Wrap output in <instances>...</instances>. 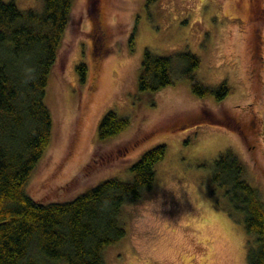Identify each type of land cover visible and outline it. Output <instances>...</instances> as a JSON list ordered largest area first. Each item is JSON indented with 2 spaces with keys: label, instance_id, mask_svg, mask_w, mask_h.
<instances>
[{
  "label": "rangeland",
  "instance_id": "rangeland-1",
  "mask_svg": "<svg viewBox=\"0 0 264 264\" xmlns=\"http://www.w3.org/2000/svg\"><path fill=\"white\" fill-rule=\"evenodd\" d=\"M14 2L42 11V0ZM145 49L173 56L172 83L157 91L138 88ZM182 51L199 57L203 84L226 83L223 99L191 91L174 59ZM44 102L51 139L25 185L36 201H65L110 177L130 181L132 163L165 146L153 187L121 207L125 234L103 248V264H247L251 238L211 169L232 150L264 202V0H71ZM108 110L129 123L99 142Z\"/></svg>",
  "mask_w": 264,
  "mask_h": 264
},
{
  "label": "trees",
  "instance_id": "trees-1",
  "mask_svg": "<svg viewBox=\"0 0 264 264\" xmlns=\"http://www.w3.org/2000/svg\"><path fill=\"white\" fill-rule=\"evenodd\" d=\"M70 10L71 0H42L40 13L0 0V264H103V248L125 234L118 218L121 207L153 187L155 164L165 154L163 144L155 145L132 163L130 181L106 178L65 201L42 203L26 194L25 185L51 139L45 87ZM174 59L196 96L221 100L229 93L225 82L213 88L197 79L200 59L195 54L182 51ZM172 61L173 56L145 49L138 88L157 91L171 84ZM77 70L83 81L86 64L80 62ZM128 123L108 110L98 123L97 140L115 136ZM243 173L242 162L228 149L213 161L211 180L228 200L230 214L242 216L251 238L247 264H264V202Z\"/></svg>",
  "mask_w": 264,
  "mask_h": 264
},
{
  "label": "flooded vegetation",
  "instance_id": "flooded-vegetation-1",
  "mask_svg": "<svg viewBox=\"0 0 264 264\" xmlns=\"http://www.w3.org/2000/svg\"><path fill=\"white\" fill-rule=\"evenodd\" d=\"M261 16V15H260ZM98 26L100 27V25L98 24ZM99 30V29H98Z\"/></svg>",
  "mask_w": 264,
  "mask_h": 264
}]
</instances>
